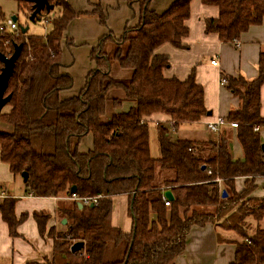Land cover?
Here are the masks:
<instances>
[{
	"label": "trees",
	"instance_id": "16d2710c",
	"mask_svg": "<svg viewBox=\"0 0 264 264\" xmlns=\"http://www.w3.org/2000/svg\"><path fill=\"white\" fill-rule=\"evenodd\" d=\"M9 1L30 17L31 0ZM46 1L59 10L46 35H27L20 29L7 32L0 25V53L10 57L14 46H21L4 94L10 95L5 105L8 111L0 113V119L12 127L10 133L0 131V161L13 176L27 174L25 196L71 200L69 190L75 186V200L57 207L59 219L66 220L63 232L55 226L47 228L48 212L32 213L39 236L52 241V254L50 259L26 264H174L185 250L191 228L215 223L240 238L234 244L231 264H264V229L256 226L249 231L264 218V196H251L254 179L264 178L258 133L264 126L259 113L264 53L259 56L254 79H226L227 91L239 101L225 120L236 124L241 160L231 157L228 137L172 140L161 125L157 128L159 157L154 159L145 118L163 114L176 128L196 123L208 113L194 70L185 80L165 79L162 72L169 67L168 57L155 54L165 43L182 48L191 0H174L160 14L150 9L151 0H87L90 10L86 12H76L67 0ZM200 1L218 9L217 18L204 20V33L216 34L222 43L238 41L264 19V0ZM105 2L138 5V23L125 24L119 36L111 31L101 36L90 49L93 68L83 86L76 95L61 99L60 94L73 86V79L61 73L63 35L69 23L81 15L92 16L106 27ZM38 19L36 16L34 21ZM112 63L129 70L130 78L111 77ZM2 66L0 63V70ZM111 90H121L122 97L110 98ZM109 101L116 110L123 103L130 107L104 121ZM88 135L91 148L80 152L78 146ZM158 171L164 173L159 181ZM236 178L249 179L241 191L235 189ZM166 189L173 195L168 207L162 200ZM3 190L0 184V193ZM118 196L127 197L128 233L111 224L112 203ZM96 197L92 206L82 201ZM16 201L9 195L0 198V216L10 237L17 236V227L28 217L27 213L16 216ZM77 242L83 247L71 253Z\"/></svg>",
	"mask_w": 264,
	"mask_h": 264
},
{
	"label": "crops",
	"instance_id": "0c3cea01",
	"mask_svg": "<svg viewBox=\"0 0 264 264\" xmlns=\"http://www.w3.org/2000/svg\"><path fill=\"white\" fill-rule=\"evenodd\" d=\"M67 1L76 12L90 10L87 0ZM173 1L151 0L150 9L160 14ZM12 3L15 7H11L10 12L14 13V10L17 12L16 4ZM103 6L107 10L106 27L101 26L99 21L92 16L81 15L69 23L63 35V67L61 73L69 75L73 79V86L70 90L60 94L61 99L76 95L83 86L84 77L93 68V63L89 57L90 49L101 36L108 31H111L114 36H119L125 24L133 26L138 23V5L129 7L125 3L117 5L112 2H105ZM217 17L218 9L216 7L205 6L200 0H191L190 17L185 21L188 35L182 39V48L177 49L165 43L155 50V54L168 57L169 67L162 72L165 79L185 80L190 72L194 70L195 82L203 88L205 109L210 113L209 115L207 113L196 123H185L176 128L174 127V132L183 129L182 134L188 136V138L181 137V139L192 141H217L220 137H228L231 157L234 160H241L243 152L236 140L234 128L225 125L218 134L213 135L207 133L205 127L208 121L216 118L225 119L229 112L235 110L239 104L238 99L227 91L226 85H220L219 80L221 78L228 80L230 77L237 78L241 76L246 80H251L257 76L259 56L264 53V19L259 26L250 27L245 33L241 34L239 40L236 41L238 43V46H236L234 43L220 42L216 34L204 33V20ZM212 60H215L216 66L211 65ZM112 91L115 90L108 93L109 95L111 93L110 98L122 97L118 92L115 94ZM259 98V113L264 118V82L260 88ZM107 105L109 107H106L104 121L109 120L112 114L127 111L130 107V104L123 103L121 108L116 110L112 107L110 101ZM144 120L147 125L152 122L156 128L161 125L171 131L172 122L169 117L163 114H154ZM258 133L263 143L264 126L258 129ZM91 145L92 138L91 135H88L80 142L78 150L86 152L91 148ZM20 178L19 176H13L8 166L0 161V184L4 187L3 192L0 193V198L6 195L16 198V216H20L22 213L28 214L27 219L17 227L16 237L9 236L7 225L0 216V258L3 256L10 257L11 264L42 262L44 258H51L52 241L39 236L32 213L48 212L50 219L47 228L55 226L58 232H63L65 230L62 227L63 225L59 226L63 219H59L56 211L57 207L67 205L71 200L64 197L37 198L30 195L25 196L23 180H21V194L10 193V184H18L17 181ZM246 180L249 179L236 178L234 180L236 191L244 189ZM220 186L221 183H219ZM254 186L255 190L251 196L263 197L264 178L254 179ZM122 205L126 206L125 210L128 209L126 196H118L113 199L111 224L113 227L128 233L131 230V220L125 218L124 214L126 213L121 212ZM257 227L264 229L259 224ZM239 240V236L233 230L220 227L217 223L207 224L204 227L194 226L187 235L184 252L175 258L174 264H231L234 260V244ZM10 246H14V249L17 248V254L12 252Z\"/></svg>",
	"mask_w": 264,
	"mask_h": 264
},
{
	"label": "rangeland",
	"instance_id": "374dc122",
	"mask_svg": "<svg viewBox=\"0 0 264 264\" xmlns=\"http://www.w3.org/2000/svg\"><path fill=\"white\" fill-rule=\"evenodd\" d=\"M10 6V7H9ZM15 7V5L12 3V1L9 0H0V9L1 12L3 13L4 16V20L1 22L0 21V25L5 26V30L7 32H12L13 30H11L8 26H6V21H8L9 19L11 20V18L13 16H15L17 18V20L15 21V24L17 26V30L22 28H28L27 30V35H38V36H44L46 35V33L49 31L50 29V21L52 18L58 16L59 14V10L57 8L51 10L49 13H42L39 16V19L36 21H30L29 18H27L24 14H22L21 12H17L14 10V13L10 12V8ZM111 77L116 78V79H129L131 72L129 70H123L121 68H119V66L116 63H112L111 64V72H110ZM115 94L118 92L119 94L122 95V91L121 90H115L112 91ZM108 96H111L108 94ZM109 107V105H107V108ZM8 111V108L5 106L2 109V113H6ZM182 130L180 129L178 132H174V131H169V136L172 140H176V139H181L182 138H188V136H184L182 134ZM0 131L5 132V133H10L12 132V127L11 125H9L8 123H6L5 121H3L2 119H0ZM148 135H149V150H150V155L153 158H158L159 156V146H158V141H157V136H158V130L155 126L154 123H149L148 125ZM190 137V136H189ZM192 137V136H191ZM207 140V139H206ZM164 173L158 171L157 172V180L159 181L162 177H163ZM22 178H20L17 183L18 184H10L11 185V190L10 193H17L18 195L21 194V186H22ZM123 208L121 210V212L126 213L124 214L125 218H129L130 216L128 215V212L126 209L125 205H122ZM46 212V211H44ZM260 227L264 228V219L262 220V222L258 223ZM258 224H252V226L250 227V232L253 231L255 229L256 226H258ZM59 226H61V222L59 224ZM12 249V252L17 254V248L14 249V246H10ZM10 258V257H9ZM7 256H3L0 258V264H11V260L9 259Z\"/></svg>",
	"mask_w": 264,
	"mask_h": 264
},
{
	"label": "water",
	"instance_id": "95a60500",
	"mask_svg": "<svg viewBox=\"0 0 264 264\" xmlns=\"http://www.w3.org/2000/svg\"><path fill=\"white\" fill-rule=\"evenodd\" d=\"M31 2L33 3V6H32L33 11L29 17L30 21H34L35 17L40 16L42 13H49L54 8L52 5H49L46 0H31ZM11 20L15 22L16 17L13 16ZM20 30L24 34L28 30V28L21 27ZM20 51H21V46L18 45V46H14V51L10 57H6L2 53H0V63L3 65L0 70V113L10 99V95L4 96V94L8 86V81L10 77L12 76L14 64L19 57ZM209 114L210 113L208 112V115ZM260 148H261V152L264 154V142L261 144ZM202 169H204V166L202 167ZM21 177H22L23 182H26L27 174L22 173ZM69 192L70 194L74 195L75 186H71ZM163 196L168 201H173V195L170 190H165L163 192ZM221 196L222 198L226 197L225 191H222ZM77 205L79 208L82 207V204L80 202H78ZM92 205L93 204H90V206ZM65 224H66V220L63 219L61 221V225L64 226ZM82 247H83V243L77 242L71 246L70 252L75 253L79 251Z\"/></svg>",
	"mask_w": 264,
	"mask_h": 264
},
{
	"label": "built area",
	"instance_id": "2783aa9c",
	"mask_svg": "<svg viewBox=\"0 0 264 264\" xmlns=\"http://www.w3.org/2000/svg\"><path fill=\"white\" fill-rule=\"evenodd\" d=\"M6 26H8L13 31H16L17 30V26H16L15 22H13L10 19L8 21H6ZM0 30H2V28H0ZM234 44L236 46H238V43L236 41L234 42ZM211 65H213V66H216L217 65V63L215 62V60H212L211 61ZM219 83H220L221 86H225L227 84V80L225 78H221L219 80ZM225 125H229L232 128L236 127V124L235 123H227L226 120L223 119V118H216L215 120L208 121L206 123L205 129H206V132L207 133L214 135V134H218L220 132V129L223 126H225ZM170 130L171 131H174L173 124L171 125ZM255 130H256V128H255ZM217 182L220 183V180H217ZM98 198L99 197H96V198H84L82 201L85 204L88 205V204L95 203ZM71 200H75L74 195H72ZM162 200L164 202V205L166 207H168L169 206V201L167 199H165V197L163 195H162ZM77 201H79V200L77 199Z\"/></svg>",
	"mask_w": 264,
	"mask_h": 264
}]
</instances>
